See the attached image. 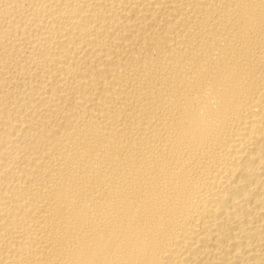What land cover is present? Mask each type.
I'll return each instance as SVG.
<instances>
[{"label": "bare ground", "instance_id": "bare-ground-1", "mask_svg": "<svg viewBox=\"0 0 264 264\" xmlns=\"http://www.w3.org/2000/svg\"><path fill=\"white\" fill-rule=\"evenodd\" d=\"M0 264H264V0H0Z\"/></svg>", "mask_w": 264, "mask_h": 264}]
</instances>
